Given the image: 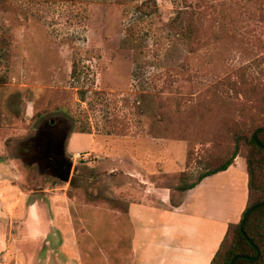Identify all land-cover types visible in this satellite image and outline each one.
<instances>
[{
	"label": "rangeland",
	"instance_id": "374dc122",
	"mask_svg": "<svg viewBox=\"0 0 264 264\" xmlns=\"http://www.w3.org/2000/svg\"><path fill=\"white\" fill-rule=\"evenodd\" d=\"M181 9L192 31L177 35ZM263 70L264 0H1L0 165L18 160L14 184L66 186L84 264H131L132 202L233 219L245 209L236 165L178 187L247 154L237 133L264 118ZM43 130L67 134L73 185L48 165Z\"/></svg>",
	"mask_w": 264,
	"mask_h": 264
},
{
	"label": "crops",
	"instance_id": "0c3cea01",
	"mask_svg": "<svg viewBox=\"0 0 264 264\" xmlns=\"http://www.w3.org/2000/svg\"><path fill=\"white\" fill-rule=\"evenodd\" d=\"M72 137L73 143L82 137L88 142L93 139L90 133H73ZM12 163L0 165V264H84L68 214L66 186L39 191L28 188L23 180L14 184L12 167L18 176L22 167L18 160L15 166ZM233 165L246 171L236 160L211 176ZM12 191H17V198L7 203L6 192ZM242 212L233 219L132 202L127 211L131 264H211L229 224L240 219Z\"/></svg>",
	"mask_w": 264,
	"mask_h": 264
},
{
	"label": "trees",
	"instance_id": "16d2710c",
	"mask_svg": "<svg viewBox=\"0 0 264 264\" xmlns=\"http://www.w3.org/2000/svg\"><path fill=\"white\" fill-rule=\"evenodd\" d=\"M192 23V17L186 13V9H181L170 22V28L175 31V34L181 35V33H185L186 31H192ZM262 72L264 74V70ZM76 73L77 69L75 68L73 74ZM238 82L239 81L235 80L231 85L239 95ZM261 84L260 80L257 82H255V79L248 80V83H245V86H243L244 91H246L244 92L245 95H247L248 92L249 94L256 95L257 89ZM257 101L264 102V85L261 86L260 96ZM262 126H264V118L250 129L249 134H246L245 132L237 133L239 140L243 139L247 147V154L245 156L239 155V160L246 168L249 176L247 204L239 221L231 222L229 224L226 235L211 264H231L233 259L238 255H242V257L237 258L235 264H264V148L259 147L254 139L255 131ZM258 139L264 144V130L258 133ZM236 157L237 153L235 152L231 159L227 160L220 166L202 172L196 181L190 183L185 181L178 187L179 190L187 191L193 189L206 177L227 170L233 163H235ZM48 159V165L55 168L57 174H59L55 165H52L54 158L49 157ZM182 175L185 177V180H187V173L184 172ZM70 183L73 185L75 183V178H72ZM254 207L256 208L249 214L248 219L244 221L245 215ZM243 222L244 232L241 229V224ZM248 239H250L252 243H250Z\"/></svg>",
	"mask_w": 264,
	"mask_h": 264
},
{
	"label": "flooded vegetation",
	"instance_id": "af4514ba",
	"mask_svg": "<svg viewBox=\"0 0 264 264\" xmlns=\"http://www.w3.org/2000/svg\"><path fill=\"white\" fill-rule=\"evenodd\" d=\"M48 128L52 129V128H60V127H58V124L54 122V123H50L48 125ZM41 135L42 137L45 138L42 141L40 140V145L43 146V149L45 153L48 154V156L54 158L52 165H55V167L60 172V170L62 169L61 164L62 163L66 164L67 161L70 160L65 156V152L61 148V143L59 142L61 135L52 134L49 132V130H47V132L45 130L41 131Z\"/></svg>",
	"mask_w": 264,
	"mask_h": 264
},
{
	"label": "water",
	"instance_id": "95a60500",
	"mask_svg": "<svg viewBox=\"0 0 264 264\" xmlns=\"http://www.w3.org/2000/svg\"><path fill=\"white\" fill-rule=\"evenodd\" d=\"M51 123H54V120H51ZM264 130V126L258 128L255 133H254V139L255 142L258 144L259 147L264 148V144L260 142V140L258 139V133L260 131ZM67 139V134H64L60 137V143H61V148L62 150L65 152V140ZM62 169L60 170L58 177L64 181V182H69L71 180V172H72V168H73V162L71 160L67 161L66 164L62 163ZM256 207L250 209L248 211V213L245 215L244 221H246L249 217V214L255 209ZM244 222L241 224V229L244 232ZM250 243H252V241L250 239H248ZM258 255H259V249H258ZM239 257H242V255H238L236 256L231 264H235V260ZM257 258V257H256Z\"/></svg>",
	"mask_w": 264,
	"mask_h": 264
},
{
	"label": "built area",
	"instance_id": "2783aa9c",
	"mask_svg": "<svg viewBox=\"0 0 264 264\" xmlns=\"http://www.w3.org/2000/svg\"><path fill=\"white\" fill-rule=\"evenodd\" d=\"M76 155H80V153H77Z\"/></svg>",
	"mask_w": 264,
	"mask_h": 264
}]
</instances>
